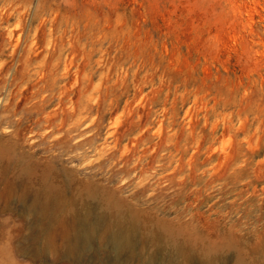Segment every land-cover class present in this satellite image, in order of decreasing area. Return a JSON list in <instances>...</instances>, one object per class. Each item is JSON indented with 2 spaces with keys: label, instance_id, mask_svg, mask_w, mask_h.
<instances>
[{
  "label": "rangeland",
  "instance_id": "obj_1",
  "mask_svg": "<svg viewBox=\"0 0 264 264\" xmlns=\"http://www.w3.org/2000/svg\"><path fill=\"white\" fill-rule=\"evenodd\" d=\"M0 72V264L124 260L67 257L45 181L156 264H264V0H0Z\"/></svg>",
  "mask_w": 264,
  "mask_h": 264
},
{
  "label": "bare ground",
  "instance_id": "obj_2",
  "mask_svg": "<svg viewBox=\"0 0 264 264\" xmlns=\"http://www.w3.org/2000/svg\"><path fill=\"white\" fill-rule=\"evenodd\" d=\"M60 193L64 195L65 191L45 181L29 207L40 213L46 225L54 220L66 226L67 257L78 260L95 246V254L104 252L106 248L111 249L119 259L124 257L120 264H156L155 256L144 252L149 242L155 241L156 235L142 236L139 232L140 220L133 217L130 222H124L115 214L96 212L86 203L78 207L71 197ZM61 196L63 199L59 201ZM69 211L73 213L68 215ZM178 264L192 263L186 256Z\"/></svg>",
  "mask_w": 264,
  "mask_h": 264
}]
</instances>
